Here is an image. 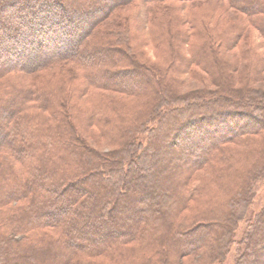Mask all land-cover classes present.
<instances>
[{
  "label": "trees",
  "instance_id": "1",
  "mask_svg": "<svg viewBox=\"0 0 264 264\" xmlns=\"http://www.w3.org/2000/svg\"><path fill=\"white\" fill-rule=\"evenodd\" d=\"M174 1L191 0H73L70 6L65 0H0V264H101V260L135 264L143 251L134 249L146 226L152 231L159 229L162 236L175 233L180 256L202 249L206 238L200 232L211 225L174 228L176 218L172 214L184 209L187 198H191L188 192L196 189L190 185L191 177L207 166L212 153L222 152L223 146L242 135L257 133L264 121L252 112H235L228 117L241 114L250 120L240 121V125L235 122L224 134L215 132L212 138L204 139L206 127L213 122L207 123L205 116H186L191 110L225 101L264 112V96L262 103L254 102L253 95L224 86L219 87L221 93L206 91L211 94L205 95L199 90L181 95L175 82L166 79L175 77L176 65L147 66L131 46L135 34L128 33V26L116 31L102 26L123 6L141 2L148 12L169 14L152 19L153 29L167 25L161 40L156 39L157 45L178 49L175 45L189 43L193 48L194 31L183 36V29L175 23L179 17L184 20L181 24L195 25L192 20L172 15ZM227 2L264 35V0ZM234 32L238 38L243 31L235 27ZM207 43L200 52L190 51L186 62L198 63L208 72L204 61L217 53L212 43ZM214 62L221 60L216 56ZM66 66L80 70L79 76L91 87L144 94L151 97V105L131 109V105L111 99L96 105L86 117L76 118L65 112L70 104L62 95L59 98L60 83L45 85L47 88L13 81V76L42 74ZM128 76L141 82L135 85ZM225 92L233 97L223 95ZM125 112L142 117L134 125L119 129ZM214 122L216 125L218 121ZM84 124L112 129V135L107 129L101 133L122 148L112 156L103 155L81 134ZM179 135L178 143L173 142ZM157 137L159 143H155ZM201 142L208 147L204 146L206 151L198 160L195 155H186L189 145ZM247 182L244 179L240 188ZM253 185L233 199L232 215L238 206L246 209L252 202ZM240 209L244 215L245 210ZM221 220L226 225L233 221L225 215ZM254 220L255 231L238 240L248 246L239 264H255L256 254L248 256L253 240L258 247L264 246L259 238L264 229L263 215ZM178 236L191 243L179 245ZM143 243L151 249L146 264H167L166 259L157 258L147 239Z\"/></svg>",
  "mask_w": 264,
  "mask_h": 264
},
{
  "label": "rangeland",
  "instance_id": "2",
  "mask_svg": "<svg viewBox=\"0 0 264 264\" xmlns=\"http://www.w3.org/2000/svg\"><path fill=\"white\" fill-rule=\"evenodd\" d=\"M65 1L69 6L73 5L71 4L73 0ZM171 4L173 5L170 8L172 9V15L175 14L187 21H193L195 29L190 25L181 24L180 22H184V20H181L179 17H177L178 23H175V27L183 29V36L185 32H190V30L194 31L192 38L193 48H190L191 45L189 43L186 45H175L178 49L168 47L166 44L163 46L157 45L156 39L159 38L161 40V36L163 37L166 33L165 29L167 30V25L164 23L160 26H155L156 28L153 29L154 22L152 19L155 16L158 20L159 16H167L169 14L166 12L167 14L163 15L160 12L157 13L160 15H157L150 11L148 12L145 4L141 2H133L132 4L123 6L116 14L107 18L102 26L111 31L120 30L124 25L125 27L128 26V33L135 34V37H133L134 39L131 41V46L134 52L139 54V60H142V63L144 62L147 66L157 65L160 68H169L173 66V64L174 66L176 65L175 77L166 79L175 82V85H177L176 88L180 91L181 95L199 90H203L205 95H210L215 91L221 93L219 87L224 86L225 89L235 88L239 92L251 94L255 98L254 102L258 101L262 103L264 101V35L259 28L248 24L247 17L238 9L232 7L227 0L174 1L171 2ZM168 18H170V16ZM124 20H126L127 23L124 22ZM235 27H240L243 31L242 35L238 38L233 36L235 35ZM153 31L154 35L152 33ZM207 41L212 43L211 47L215 49L217 53L216 56L221 60V63H216L214 62L215 55L212 54V56H208L207 60L204 61V65L210 70H208V72L198 63L193 65L191 63L187 64L186 62V59L190 58V51L200 52L199 50H201L205 44H208ZM131 55L138 59L137 55ZM54 70L23 77L13 76V81L23 85L29 84L36 86L39 84V86L47 88L60 83L63 86H61L62 93L59 94V98L61 97L60 95H62L61 98L63 101H67L70 104L69 110L66 109L65 112H69L70 115L74 114L76 118L86 117L89 113L91 114V109L96 105H102L104 102L108 103V100L111 99L121 100L127 103V105H131V109L133 106L143 110V108L145 109L151 105V97L145 96L144 94L141 96L137 94H125L116 90L89 86L83 77L79 76L81 73L80 70H77L74 66H66ZM127 78L133 79L135 85L141 82V79L134 76H128ZM206 91H210L211 93H207ZM223 95L233 97L230 93H223ZM234 99L237 100L238 98L234 96ZM245 111L252 112L257 118L264 121V112H258L255 109H247L244 106L226 101L218 104L206 105L204 108L197 111L191 110L186 117L192 116L191 118H193L195 116H205L207 118V123L213 122L212 124L217 120L218 122L216 125L211 124L212 126L206 127L204 139H209L213 137L212 133L214 134L217 132L221 135L227 132V130H231L235 122L239 123L240 121L244 122L245 120H250L245 116L240 117L239 115L241 114L228 117L235 112L239 113ZM139 114H141L140 111H138V115ZM134 116L135 115L127 112L125 117L122 116L121 119L119 118L122 124L118 125V128L122 129L124 125H134L135 122L138 121V118L142 117V115L139 117ZM212 117H215V119H210ZM238 125H240V123ZM77 127L80 130L78 125ZM83 127L84 128L81 127V134L87 143L98 148L103 155L112 156L111 154L122 148L123 145L118 146L116 140V142L112 141L109 137H105L101 133V131L107 129L110 131L109 135H112L114 134L111 133L114 132L112 129L95 124H84ZM111 128L115 129L117 127L112 126ZM125 128H129V126ZM183 133L184 132H182V134ZM180 135L177 140L176 138L173 139V142L178 143L181 137ZM240 137L242 138L223 146L222 152L219 151L215 153V150L212 153V155L214 154L213 157L211 155L208 159L210 162L208 161L206 164L207 166L195 171V174L191 177L190 185L194 186L196 189H194L193 192H188L189 194L187 195H189V197L191 196V198H187L184 209L178 213L172 214L173 218H176L174 220V228L181 226L185 229L197 226L198 224L211 225L210 229H205L200 232V236H205L206 238L202 244V249L197 253L180 256L175 248L177 237L175 233L172 235L170 234L169 237H167V235L162 236L159 229L157 231H152L146 226L142 228V234L138 237L140 242L136 247L135 245L133 246L135 247L134 250L138 251V253L143 251L136 259L137 264H144L149 251L151 254V249L143 243L145 239L152 245V250L155 255H159L157 258L159 257V260L162 261L166 259L167 264L241 263L239 259L241 255L247 251L248 246L238 240L242 238L245 233L252 232L253 230L255 231L252 225L257 215H263L264 218V127L259 129L257 133H253L249 136L245 134ZM160 141L159 137H157L155 143H159ZM198 144L200 145H189L186 155H195V158L198 160L208 147L207 145H203L202 142ZM204 146L206 147L205 151L203 150L205 148ZM191 149H195L196 152L191 153ZM3 157L4 156H2V158ZM225 157H229V160L227 161ZM195 158L193 157L192 160ZM244 179H248L249 182L240 188ZM248 183L254 184L253 190H255V194L250 198L252 202L247 204L246 209L244 205L241 207L235 206L237 210L233 212V214L236 215L234 217V215L230 213L231 207L233 206V199H235L238 194L242 195L245 190L249 188ZM240 208L245 210V216L241 213ZM224 215L233 220L231 225H226L221 222V217ZM56 217L57 216H54L53 218ZM122 222L120 221V223ZM125 224L127 225L126 222ZM151 226L154 229L158 228L153 225ZM224 235L226 238L223 242L221 240L219 241ZM146 236L149 237L146 238ZM259 238L264 241V229ZM178 239L181 240L179 245L191 243L179 236ZM254 241L255 243L252 247L253 251L251 249L250 255L248 253V256L251 258L256 254L254 263L258 264V262L264 261V246L258 247L256 245L258 243L256 239L253 240V242ZM184 248L186 247L184 246ZM163 252L165 253L164 255H162ZM101 261V264L109 263L106 260Z\"/></svg>",
  "mask_w": 264,
  "mask_h": 264
}]
</instances>
